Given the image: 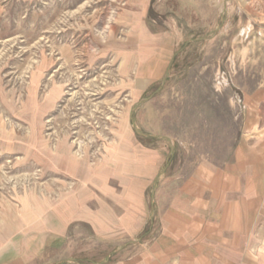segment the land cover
Instances as JSON below:
<instances>
[{"label": "rangeland", "instance_id": "obj_1", "mask_svg": "<svg viewBox=\"0 0 264 264\" xmlns=\"http://www.w3.org/2000/svg\"><path fill=\"white\" fill-rule=\"evenodd\" d=\"M123 7L119 0H0V248L19 234L39 242L40 232L58 227L67 196L81 188L74 177L96 178L99 166L104 172L144 150L162 149L183 173L223 166L245 116L261 113L264 124V104L253 101L264 91V0H150L148 26L169 55L148 84L103 55L88 64L104 51L103 18ZM89 24L82 52L75 38ZM65 50L73 54L68 64ZM69 233L48 243L46 264L100 262L121 246L83 223Z\"/></svg>", "mask_w": 264, "mask_h": 264}, {"label": "crops", "instance_id": "obj_2", "mask_svg": "<svg viewBox=\"0 0 264 264\" xmlns=\"http://www.w3.org/2000/svg\"><path fill=\"white\" fill-rule=\"evenodd\" d=\"M119 1L124 7L107 14L98 27L104 51L89 55L88 64L103 55L121 74L151 83L169 46L148 26L150 0ZM91 26L76 34L82 52ZM70 53L63 54L67 64L73 61ZM253 101L264 104V91ZM245 117L242 138L223 166L197 164L183 173L180 162L169 165L162 149L144 150L140 158L136 150L123 163L103 166L104 172L99 166L96 178L74 177L81 188L67 196L59 226L40 232L39 242L27 234L15 236L16 242L12 238L0 248V264H46L42 253L48 243L67 241L72 223L86 224L97 239L121 245L88 264H264V124L261 113ZM70 169L74 176L73 164Z\"/></svg>", "mask_w": 264, "mask_h": 264}, {"label": "water", "instance_id": "obj_3", "mask_svg": "<svg viewBox=\"0 0 264 264\" xmlns=\"http://www.w3.org/2000/svg\"><path fill=\"white\" fill-rule=\"evenodd\" d=\"M165 78H166V75L164 77V81H165ZM131 122H132V119L130 118ZM133 130L135 131V133L138 135V136H143V137H146V138H156V137H153V136H149V135H144V134H141L139 133L134 126H132ZM172 155H173V151H172Z\"/></svg>", "mask_w": 264, "mask_h": 264}]
</instances>
